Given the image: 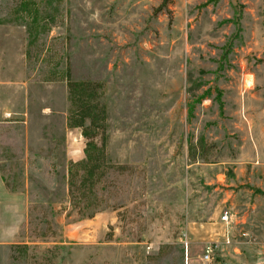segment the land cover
Listing matches in <instances>:
<instances>
[{"label": "rangeland", "instance_id": "1", "mask_svg": "<svg viewBox=\"0 0 264 264\" xmlns=\"http://www.w3.org/2000/svg\"><path fill=\"white\" fill-rule=\"evenodd\" d=\"M0 180V264H264V0H0Z\"/></svg>", "mask_w": 264, "mask_h": 264}, {"label": "crops", "instance_id": "2", "mask_svg": "<svg viewBox=\"0 0 264 264\" xmlns=\"http://www.w3.org/2000/svg\"><path fill=\"white\" fill-rule=\"evenodd\" d=\"M26 193V189H25V185H24V189L22 190H19L18 192H11V191H8L6 188H5V185L3 184V182L0 180V195L5 197V200L9 201V200H17L19 201L20 205L19 207H17L14 202V205H8L10 210H13V214L11 215L12 218L14 219H17V223L15 224V227L13 226V230L16 228H20L21 225H23V221L25 219V194ZM11 200V201H12ZM5 207V206H4ZM221 223V221L219 222ZM223 223V222H222ZM221 236H222V233H221Z\"/></svg>", "mask_w": 264, "mask_h": 264}, {"label": "built area", "instance_id": "3", "mask_svg": "<svg viewBox=\"0 0 264 264\" xmlns=\"http://www.w3.org/2000/svg\"><path fill=\"white\" fill-rule=\"evenodd\" d=\"M219 221H221L223 223H226L228 221V211H226V210L221 211V214L219 215ZM223 242L228 244L229 239L227 237H225ZM216 246H217V243L214 241L206 242L204 245V248H203L202 259L205 261H208L211 254L213 253L214 249L216 248Z\"/></svg>", "mask_w": 264, "mask_h": 264}, {"label": "trees", "instance_id": "4", "mask_svg": "<svg viewBox=\"0 0 264 264\" xmlns=\"http://www.w3.org/2000/svg\"><path fill=\"white\" fill-rule=\"evenodd\" d=\"M169 1V0H163V4L166 5V2Z\"/></svg>", "mask_w": 264, "mask_h": 264}]
</instances>
